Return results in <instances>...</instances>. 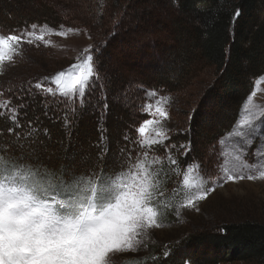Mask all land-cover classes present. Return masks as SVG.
Masks as SVG:
<instances>
[{"label":"trees","instance_id":"1","mask_svg":"<svg viewBox=\"0 0 264 264\" xmlns=\"http://www.w3.org/2000/svg\"><path fill=\"white\" fill-rule=\"evenodd\" d=\"M153 5L173 11L167 17L168 26L162 27L160 23L164 21L152 15ZM70 6L79 8L78 12H92L90 19L95 27L92 34H96L100 46L94 59L100 82L89 89L85 107L74 103L73 115L68 111V103L59 96L40 94L32 87L45 77L54 76L48 71L49 64L38 58L36 47H25L20 60L15 58L24 66L21 72L0 80L2 99L11 100L20 117L19 126L9 133V127H13L10 115L0 109V135H3L0 147L10 145L9 154L22 155L24 163L64 179L71 180L73 175L99 179L102 172H118L129 151L133 163L137 153L145 151L136 143V128L140 124L139 115L134 113L137 100H129L131 104L127 105L123 92L129 72L115 65L118 57L115 47L121 40L118 24L123 17H130L133 23H145L146 17L151 18L149 21L158 28L161 26L160 31L167 34L166 48L155 52L152 58L138 60H143V72L149 70L139 80L145 89L177 93L195 73L205 69L214 72V80L204 89L195 112L192 125L196 132L190 130L187 138L186 134H179L178 146L173 151L176 154L180 145L190 143L191 150L186 156L194 154L197 159H204L209 146H216L234 129L255 82L264 76V0H0V30L14 33L32 24L54 29L70 25L69 22L77 25L81 21L67 19L63 14ZM237 11L239 16L235 15ZM206 18L213 20L207 27ZM82 25L87 29L90 24ZM147 41L132 57L149 53L144 48ZM132 51H125L123 57L127 59ZM101 95L105 98L101 99ZM22 102L26 107L20 109ZM66 123L70 125L67 128ZM102 135L105 138L102 147L107 154L99 159L101 148L97 144ZM16 137L21 138L23 149L16 146ZM46 148L55 151L56 156L47 154ZM121 149L125 150L124 156L120 155ZM202 239L225 263L264 264V223L231 222L219 234ZM171 262L176 261L169 259L167 263Z\"/></svg>","mask_w":264,"mask_h":264},{"label":"snow or ice","instance_id":"2","mask_svg":"<svg viewBox=\"0 0 264 264\" xmlns=\"http://www.w3.org/2000/svg\"><path fill=\"white\" fill-rule=\"evenodd\" d=\"M235 15L239 16V11ZM212 23L211 18H206L205 27ZM73 31L78 30L55 31L47 25L32 24L14 33L0 32V66L19 55L24 43L49 45L51 41L45 39L46 35L54 32L66 37ZM89 51V48L84 49L85 53ZM2 70L0 67V72ZM97 82L100 78L94 56L88 54L32 87L40 94L59 96L68 103V111L75 115L73 104L84 108L89 89ZM51 85L55 86V91ZM146 95L149 100L157 97L155 91ZM254 96L255 92L242 106V119L233 129L234 137L242 140L243 146L238 147L230 159L220 154L221 159L214 165L215 178L202 171L199 162L186 163L181 169L172 152L177 146L166 144L170 136L164 121L168 120L169 113L163 105L170 97H158L154 104L149 102L143 107L150 118L136 128V143L145 151L137 153L134 163L129 151L118 172H102L99 179L81 176L66 180L56 173L24 163L22 155L9 154L10 145L0 147V264H122L117 257L127 251L135 252L143 243L141 237L146 236L149 229L162 227L160 220L174 206L175 215L179 216L180 209H197V202L206 200L217 187L228 182L264 181V148L257 145L252 161L247 158V149L264 135V108L253 103ZM100 98L105 97L101 95ZM19 107L23 109L26 104L22 102ZM0 109L10 115L13 127L8 131L14 133L20 122L17 108L11 100H3ZM104 109L107 110L106 101ZM64 119L67 121L68 117ZM69 126L65 124L66 128ZM20 139L16 137V146L23 149ZM124 139L128 140V136ZM104 144L102 135L97 144L101 148L99 159L107 154V149L102 147ZM157 146L163 147L165 156L153 154L149 159L150 152ZM180 148L186 156L191 145L182 144ZM124 151L121 149V156ZM165 162L171 174L181 178L180 185L172 190L167 189L170 173L165 169Z\"/></svg>","mask_w":264,"mask_h":264},{"label":"rangeland","instance_id":"3","mask_svg":"<svg viewBox=\"0 0 264 264\" xmlns=\"http://www.w3.org/2000/svg\"><path fill=\"white\" fill-rule=\"evenodd\" d=\"M73 7L70 6L67 12H63L64 16L67 19L79 20L81 22L77 25L69 22L68 24L70 25L63 26L59 29L48 28L55 31H67L68 28H72L78 31L70 32L66 37L58 36L54 32L51 35H46L45 39L51 41L49 45H45L43 42H37L32 45L27 43L22 44L19 48V55H16L10 62L5 60V63L0 66L3 69L0 72V80L6 77L10 78L24 69L23 64L21 65L17 60H20L21 50L25 47H36L35 50H37L38 58L49 64L48 71L53 73L54 76L58 72L79 62L88 54H92L95 59L99 53L97 49L100 46L98 40H96V34H92L95 28L91 24L90 19L92 12H78L80 9ZM170 12L173 13V11H169L166 7L162 9L157 5L156 7L153 5V11L151 13L160 19L159 21H164V24L160 23L163 27L166 25V21H168L167 17L170 15ZM149 20L151 18L146 17L145 23H140L139 21L133 23V21H130V17L126 16L119 22V31L121 32L117 33L120 36L117 34L116 36L121 38L122 41L119 40L118 45L115 47L116 54H118L115 65L118 68L128 70L130 73L127 76L129 80L127 81L128 85L123 92L125 93V97H127V105L131 104L129 100H139L138 102H134L135 105L137 104L134 113L139 115L140 124L142 121L150 118L143 112V107L146 103L151 102L154 104L158 97H170L168 103L163 105L169 113L168 120L164 121V127L169 130L170 136V140L166 141V144H175L178 146L177 140L179 139V134L184 133L186 134L185 138H187L190 130L193 133L196 132L195 127L192 125L196 115L195 112L200 105L204 89L214 80V72L213 70L205 69L200 73H195V77L187 78L185 88L177 93H169L167 89H145L141 85V81H139L145 77L143 75L147 74V71L149 72L148 69L143 72V60L152 58L158 50L162 51L166 48L165 43L168 42L165 41L164 37L167 34L160 31L161 26L158 28L157 25L153 24V21ZM86 23L90 24L87 25L89 26L87 29L82 25ZM0 32L3 34L11 33L9 30H0ZM145 41L147 42L144 44V48L148 49L149 53H145L143 56L138 55L137 57H132V54L139 52L138 48ZM126 47H128L127 50ZM85 48L90 49L89 53L84 52ZM125 51H132L127 59L123 57ZM16 57L17 60L15 59ZM141 57H144V59L139 62L138 60ZM129 58L130 60H128ZM128 62L129 65H127ZM135 76L138 79L135 80ZM53 88L55 91L54 85ZM150 91H155L157 97L149 100L146 93ZM253 92H255V96L252 97L253 103L264 108V76L255 82ZM0 101H3L1 95ZM241 119L242 116L240 115L239 120ZM230 133H233V130ZM229 134L222 138L224 140L223 144L219 142L216 143V146H209V150L204 159H197L194 154L190 155V157L185 156L183 154L184 149L182 148L177 154L173 152L175 150L173 149V155L177 160L180 158L178 163L181 169H184L186 163L192 164L194 161L199 162L201 170L215 178L217 169L214 165L221 159L220 154L223 153L230 159L231 155L235 154L236 149L243 146V141L237 140L234 137V133L232 138H229ZM0 141H3V135H0ZM257 145L264 148V135H260L255 143L252 144L251 148L247 149L249 162L252 161V152ZM53 152L55 151L46 148L47 154H55ZM153 154L162 157L165 156L163 147H155L150 152L151 156L149 159H151ZM165 169L169 170L166 162ZM169 173L171 174L170 170ZM193 175L196 176L197 173L194 172ZM73 177L79 176L73 175ZM88 178L98 179V177L94 176H89ZM180 183V176L171 174L167 182V189L172 190L177 188ZM178 200L179 197L176 201H173V204L175 205ZM197 209H180V215L176 216V208L174 206L167 216L160 220L162 227L149 229L146 236L141 237L143 243L138 246L135 252L127 251L118 256L117 260L121 261L122 264H228L223 262L222 257L217 254L216 250L209 244H206V242H203L202 238L205 239L210 235L219 234L222 227L231 222L257 221L264 223V181H249L245 179L238 182H228L222 187H217L216 191L210 193L206 200L197 202ZM173 255L174 257H172ZM169 259H173L176 262L167 263Z\"/></svg>","mask_w":264,"mask_h":264}]
</instances>
